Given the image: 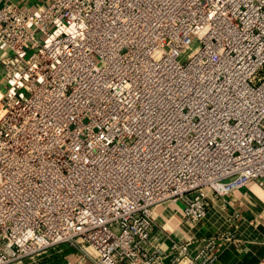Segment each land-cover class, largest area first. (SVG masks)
Listing matches in <instances>:
<instances>
[{
  "label": "built area",
  "instance_id": "1",
  "mask_svg": "<svg viewBox=\"0 0 264 264\" xmlns=\"http://www.w3.org/2000/svg\"><path fill=\"white\" fill-rule=\"evenodd\" d=\"M0 51V264L217 260L158 217L264 186V0H0Z\"/></svg>",
  "mask_w": 264,
  "mask_h": 264
},
{
  "label": "crops",
  "instance_id": "2",
  "mask_svg": "<svg viewBox=\"0 0 264 264\" xmlns=\"http://www.w3.org/2000/svg\"><path fill=\"white\" fill-rule=\"evenodd\" d=\"M19 7L35 10L44 0H3ZM6 52L0 51V90H2V58ZM226 208L220 200H211L207 217L199 226L187 232L180 225V206L163 209L158 217L159 225L165 226L175 238L187 236L195 240L199 248L204 240L216 233H230L231 240L218 239V258L213 264H264V186L248 185L235 191L226 199ZM78 255L68 246L47 252L36 264H65L75 261Z\"/></svg>",
  "mask_w": 264,
  "mask_h": 264
},
{
  "label": "rangeland",
  "instance_id": "3",
  "mask_svg": "<svg viewBox=\"0 0 264 264\" xmlns=\"http://www.w3.org/2000/svg\"><path fill=\"white\" fill-rule=\"evenodd\" d=\"M155 58H157V59H158V58H159V55H156V56H155ZM185 59H186V56H183V57L181 58V61H182V62H184V61H185Z\"/></svg>",
  "mask_w": 264,
  "mask_h": 264
}]
</instances>
